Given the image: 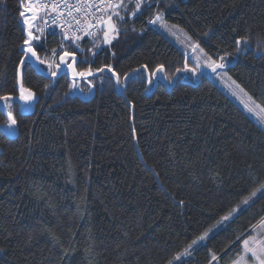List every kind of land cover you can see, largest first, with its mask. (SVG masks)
<instances>
[{"label":"trees","instance_id":"obj_1","mask_svg":"<svg viewBox=\"0 0 264 264\" xmlns=\"http://www.w3.org/2000/svg\"><path fill=\"white\" fill-rule=\"evenodd\" d=\"M134 3L125 1L109 45L102 32L79 48L56 30L36 33L42 59L70 50L78 70L109 64L123 91L104 74L84 100L67 74L54 80L26 64L23 83L36 104L29 114L13 104L15 137L0 108V264H181L174 258L192 240L255 191L234 220L182 257L230 264L239 241L264 222V130L207 78L170 90L160 83L148 95L141 67L151 75L163 65L170 80L186 62L150 27L159 12L213 57L230 56V77L264 107V0H145L133 17ZM19 9L20 0L0 3V96L19 95ZM241 38L248 44L237 50Z\"/></svg>","mask_w":264,"mask_h":264},{"label":"snow or ice","instance_id":"obj_2","mask_svg":"<svg viewBox=\"0 0 264 264\" xmlns=\"http://www.w3.org/2000/svg\"><path fill=\"white\" fill-rule=\"evenodd\" d=\"M129 3L132 0H128ZM0 3H3V0H0ZM145 0H135L134 9L131 11V15L134 17L142 9ZM121 9L128 11L125 5V0H77L75 5L68 3V0H51V3H41L40 0H20V9L19 16L22 18L23 24L25 26L26 38L23 40V59L19 61V67L16 72V83L18 85V99L23 102L25 105L30 104L33 100L36 99V94L31 89L26 88L23 83V69L26 66V60L34 58L35 61L39 64L47 63V67L50 71V74L55 77L57 76L58 71L61 70V65L66 66L68 72L71 74L72 83L71 87H77V80L87 81L89 87H93V83L89 80L90 77L97 76L99 73L107 71L111 73V77L115 79L117 85L121 84V76L113 69L109 64L103 65L101 67L93 69L91 66L86 67L84 70H78L77 68V53L75 51L63 50L57 54L56 50H52V58L42 59L38 54L37 48L34 45V41L38 42L41 39L40 35L36 33L39 32L43 34L44 29L40 27L34 28V22L39 18L40 12H44L49 19L44 20V23L47 25L51 23L56 27H59L63 33V40H69L72 43L80 40L82 37L78 35V32H83L85 36H95L98 31L103 32V42L106 44H111L112 40L119 35V29L117 27V21H124L125 17L121 15ZM29 13L31 15H29ZM75 13V14H74ZM79 14V15H77ZM114 17L116 20H114ZM160 22L161 27H166L164 23V18L161 13H157L154 18L148 20L149 24H156ZM73 24L77 27L73 28ZM173 27H175L173 25ZM94 29L96 31H94ZM237 45V50L241 44L247 45L248 41L246 39H237L235 41ZM60 47L64 49V45L61 44ZM76 47L79 48V44H76ZM193 50H199L202 54L203 49L200 48L199 44L192 45ZM93 55L96 53L93 52ZM58 55V62L56 57ZM205 62L204 67L210 68L212 72H217L219 69L225 67L224 57H220L219 62L214 60L211 56L204 54ZM145 72H148V67L146 65L141 66ZM201 68L199 59H197L195 67L189 68L188 63L185 62L182 69H177V71L191 72L194 75ZM164 66L158 65L154 72L151 75L156 73L164 72ZM139 71V70H137ZM151 75L149 76L148 82L151 83ZM129 77L125 75L123 80L126 81ZM229 79H231L229 77ZM235 84V87L244 92V89L240 87L239 84H236L235 81H232ZM233 95H236V92H233ZM244 95L248 94L244 92ZM14 98L10 95L0 96V101L4 102V108L7 115V127L9 129L15 128L17 125V119L13 114V105L11 101ZM249 103H245V108L248 112L253 113L264 122V107L256 102L249 96ZM257 192H253L251 197L246 198L243 201V205H249L251 198L256 197ZM238 208L232 209L229 215L223 216L222 221H228L232 216L237 213ZM262 233L261 238H258L257 234H249V236L242 241V252L241 260L234 262V264H264V224L261 225ZM205 231L202 235L198 236L196 239L192 240V243L188 245V248L184 252L179 253L174 259L175 261L181 262L184 255H190L191 249L193 246L197 245L199 242L204 241L209 232ZM216 257L213 256V259ZM172 264V262H170Z\"/></svg>","mask_w":264,"mask_h":264},{"label":"rangeland","instance_id":"obj_3","mask_svg":"<svg viewBox=\"0 0 264 264\" xmlns=\"http://www.w3.org/2000/svg\"><path fill=\"white\" fill-rule=\"evenodd\" d=\"M39 18H40V16H39ZM164 23L166 24V27H161L160 22H158L155 29L159 33H161L171 44H173L176 48H178L184 54L189 68L195 67L197 59H199V62L201 64V68L197 71V73L195 75L191 72L179 71L176 74V76L170 80L166 78L164 72L156 73L155 75H151V79H152L151 83L148 82L150 75H148L146 72V76H147L146 93L148 95L152 94L154 89L156 88V86L160 83L166 84L167 89L170 90L173 88V86L177 82L190 83V84L196 85V84H198V82L202 78H207L210 81H212L216 86H218L237 106H239L241 109H243L245 111V113L264 130V122H262L261 119L258 118L257 115L248 112L247 109L245 108V103L250 104V101L248 100L249 95L245 96L244 95L245 91L240 92V90L235 87V84L232 83V81H234V80L230 77V75L227 71L229 66H231V64L233 63L230 56H228V55L222 56V57H224L225 67L223 69L217 70V72L214 73L211 71L210 68L203 66L204 62H205L204 54L211 56L214 60H217L218 62H219L220 58L213 57L200 45L199 46L201 49H203L204 54H202L199 50L194 51L192 45L193 44H199V43L185 29H183L179 26H175V25H174L175 27H173V25L166 22L165 19H164ZM35 27H38V26H36V21L34 22V28ZM104 44L109 45L106 43H104ZM55 59L58 62V58L56 57ZM28 62H31L43 74L50 76V77L52 76L50 74L48 67H47V63L39 64L35 61L34 58L28 59ZM142 71L145 72L144 70H142ZM63 72H66L72 81L71 74L68 72L66 66L61 65V70L58 71L57 74H60ZM104 74L105 75H111V73H108L107 71H105L103 73H99L97 76H102ZM97 76L89 78V80L92 81L93 85H94L93 79ZM229 77L231 79H229ZM76 83H77V87L72 88V95L80 96L84 100H89L94 96L95 85L93 87H89V84L87 81L80 80V79H78ZM117 90L119 92H122L123 91V85L122 84L118 85ZM234 91L236 92V95H233ZM13 98L14 99L11 101L12 105L15 102H19L20 110L23 113L29 114L34 110L36 99L33 100L30 104L25 105L23 102L19 101L18 97H13ZM250 106H251V104H250ZM0 108L6 112V110L4 108V102L3 101H0ZM3 129L5 130V132L10 137H15L17 134L16 126L13 129H9L7 127V124H5V125H3ZM254 198H256V197H253L251 199H254ZM247 206L248 205H244L242 208L241 207L238 208L237 213H235L231 219H229L228 221H221L216 226L211 228L212 231L209 232L208 237L204 241L199 242L197 245L193 246V248L199 246L200 244L206 243L216 232L219 231V229L222 227L223 224L231 222L232 220H234V218L240 214L241 210ZM262 224H264V222ZM261 225L259 228H257L253 232V234L258 235V238H261V235H260L262 233ZM242 255H243V252H242V246H241L240 254L230 264H234V262L240 261ZM185 256H188V255H184L183 257H185ZM241 264H242V262H241Z\"/></svg>","mask_w":264,"mask_h":264},{"label":"built area","instance_id":"obj_4","mask_svg":"<svg viewBox=\"0 0 264 264\" xmlns=\"http://www.w3.org/2000/svg\"><path fill=\"white\" fill-rule=\"evenodd\" d=\"M40 2L41 3H51V0H41ZM68 3L71 4V5H75L77 3V0H68ZM39 15H40L41 20H42V28L44 29V32H51V31H55L56 30L63 36V33H62V31H61V29L59 27H56L55 25H52L51 23H49L47 25L44 23V20L49 19V17L46 16L44 12H40ZM77 15H79V14H77ZM149 25H150V27H155L157 25V23L156 24H149ZM76 27L77 26L75 24H73V28H76ZM94 31H96V30L94 29ZM101 32L102 31H98L97 35H99ZM77 34L80 35L82 38L80 40L76 41L75 44L72 43L69 40H65V42L68 44V46H74V45L80 43L81 41H83L85 39H92V38L97 36V35H95V36H85L83 32H78Z\"/></svg>","mask_w":264,"mask_h":264},{"label":"water","instance_id":"obj_5","mask_svg":"<svg viewBox=\"0 0 264 264\" xmlns=\"http://www.w3.org/2000/svg\"><path fill=\"white\" fill-rule=\"evenodd\" d=\"M29 15H31L30 13H29ZM22 19V18H21ZM36 22H37V20H36ZM22 23H23V21H22ZM34 43V42H33ZM31 64L36 70H37V72L39 73V74H43L42 72H40L31 62H28V59L26 60V64ZM62 74H67L66 72H63V73H60V74H57V76H55V77H53V76H51V79H57V77L58 76H60V75H62ZM43 75H45V74H43ZM68 75V74H67ZM45 76H47V75H45ZM69 76V75H68ZM48 77H50V76H48ZM15 103H18L19 104V102H15ZM35 104H36V102H35ZM20 105V104H19ZM22 112V111H21ZM23 113V112H22ZM25 114V113H24ZM5 131V130H4ZM7 134V133H6ZM8 135V134H7ZM250 233V232H249ZM248 233V234H249ZM248 234H246L239 242H241ZM238 242V243H239Z\"/></svg>","mask_w":264,"mask_h":264}]
</instances>
